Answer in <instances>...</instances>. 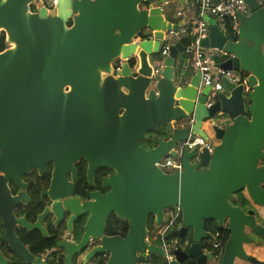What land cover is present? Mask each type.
Returning a JSON list of instances; mask_svg holds the SVG:
<instances>
[{
  "label": "water",
  "instance_id": "95a60500",
  "mask_svg": "<svg viewBox=\"0 0 264 264\" xmlns=\"http://www.w3.org/2000/svg\"><path fill=\"white\" fill-rule=\"evenodd\" d=\"M243 1L248 15L239 17L236 41L216 20L203 18L208 33L200 47L223 56L216 67L243 74L238 84L222 78L223 91L206 107L210 88L199 85V71L184 79L174 73L178 55L189 50L179 42L168 46L163 70L153 74L151 58L164 34L181 26L166 20L159 7L166 0H0L7 47L0 52V163L20 155L31 164L34 154L47 150L43 155L62 174L54 183L64 185L65 171L79 156L92 168L115 171L112 193L102 198L103 218L125 220L128 232L123 239H101L83 264L105 253V264H136L140 253L165 257L147 243V220L162 225L170 208H179L182 223L171 234L183 241L190 230L191 243L174 249L169 264L211 260L201 250L203 240L213 239L206 222L226 224L220 264H264L244 251L252 243L246 231L264 236V227L253 210L230 203L245 192L264 213V0ZM117 59L124 63L114 73ZM215 117L230 125L211 126L218 143L211 153L202 150L198 164L189 162L196 155L191 150L183 154L180 174L157 166L163 156H175L173 148L189 135L207 140L204 124ZM163 124L170 126L168 140H157L150 151L141 148ZM198 165L206 169L198 171ZM2 183L0 197L8 199ZM65 210L72 213L67 204ZM102 222L96 231L92 226L97 238ZM85 240L77 251L85 249ZM65 262L70 264L69 255Z\"/></svg>",
  "mask_w": 264,
  "mask_h": 264
},
{
  "label": "flooded vegetation",
  "instance_id": "af4514ba",
  "mask_svg": "<svg viewBox=\"0 0 264 264\" xmlns=\"http://www.w3.org/2000/svg\"><path fill=\"white\" fill-rule=\"evenodd\" d=\"M32 11H34L33 8ZM6 48L5 46L4 50ZM236 75L239 78L243 77L242 73H236ZM228 123L226 119L224 124L216 122L215 125L219 128H226L230 125ZM169 129L168 124L159 126L156 131L148 133L147 140L139 143V146L146 151L154 149L157 146V140H168ZM205 132L211 143L212 141L218 143L211 130L209 132L205 130ZM150 137L154 140L152 144L148 143ZM173 150L175 156H163L157 163V166L165 174H172L174 171L180 174L182 172L183 154L189 152L185 150L179 157V146L173 148ZM45 153H47V150H44L41 156L34 154L31 164L20 155H13L10 157V161L6 159L0 163V180H2L5 190L9 193L8 199L6 196L0 197V264H67L65 259L68 255L70 256V264H83L85 257L95 251L101 239L112 237L123 239L128 232V224L125 220L118 219L113 214L105 215L103 218L106 206L102 198L112 193L110 178L115 174L113 169L107 166L92 168L88 159L79 156L77 160L71 161L70 168L72 170L67 168L65 173L63 172L65 174V185L54 183L55 175L58 178L62 174L56 173L55 162L51 159L47 160V156L43 155ZM200 153L196 150L195 157L189 162L198 164ZM4 166L8 168L7 173L2 170ZM205 169L206 167L201 165L197 167L198 171ZM68 186H70V189ZM238 194L233 196L230 203L232 206L241 208L240 205L234 204L236 203L234 201L235 196ZM241 194L245 195L246 193L241 192ZM11 201L13 202L11 203ZM65 204L72 210V213L65 210ZM176 209L170 208L164 211L166 219L160 225L161 228L155 224L153 217H148L147 220V243L156 247H162L158 243H164L166 250V245H170V253L166 251V254L171 255V260H173L172 251L174 249L183 250L186 248L184 245L189 246L191 243L190 230H188L183 241H179L171 234L172 231L178 230L182 226L180 210L174 224L164 232L163 243L161 241V233L167 225V215L175 214ZM241 209L245 212L253 210L256 223L261 226L264 224V216L260 214L259 208L252 203L247 209ZM257 216L261 218V222H258ZM99 220H103V222L97 233L99 238H97L94 233H91V230L92 226H94L95 231L97 230ZM221 228L227 232L228 239L229 233L226 224H223ZM206 232L210 233L213 239L203 240L201 250L209 247L214 241V233L209 230H206ZM168 233L172 235V238L168 240L167 237L165 241L164 237ZM246 234L251 237L252 241L254 240L251 232L247 230ZM222 235V245L219 250L213 251L212 255L209 256L211 260L215 258L217 252L223 254L226 235L225 233H222ZM85 237V249L79 252L77 251L78 246ZM249 246L252 247V244L244 245V251L247 255L251 251ZM253 250V255H255V252L261 249L255 250L253 248ZM262 250L264 251V248ZM163 252L165 251L163 250ZM141 256L144 257L145 254L140 253L139 259ZM100 257L102 260L98 262L89 261L85 264H105L108 258L107 253ZM136 264H139V261ZM183 264H193V262L187 260Z\"/></svg>",
  "mask_w": 264,
  "mask_h": 264
},
{
  "label": "built area",
  "instance_id": "2783aa9c",
  "mask_svg": "<svg viewBox=\"0 0 264 264\" xmlns=\"http://www.w3.org/2000/svg\"><path fill=\"white\" fill-rule=\"evenodd\" d=\"M186 0L182 3H185ZM194 6L185 5L184 12L177 11L176 16H182L183 13L189 11L191 8H194L197 12V33L194 41L191 43L189 50L185 53L192 54L194 57L193 67L194 71H199L200 73V86L209 87V95L206 101V107H209L213 101V98L217 93L223 91V84L221 82L222 78H227L231 83L238 84L242 78H239L235 75L234 71H224L219 67H216L215 61L210 60L204 56V49L200 47V43L203 39L206 38L208 33V26L203 20L205 16L214 19L217 21L220 30H224V21L228 20L231 23V28L234 33H237L238 22L240 16L248 15V9L243 0H193ZM172 3V0H166L165 3L160 4L159 7L162 9L169 6ZM224 33V32H223ZM187 35V28L179 27L177 32L169 31L164 34V38L160 41V49L157 55L158 65L153 67V74L158 77L160 72L163 70L164 58L168 54V43H162L163 40L168 36L175 37V42H179ZM187 49V48H186ZM124 61L117 59L112 63L113 72H119L123 66ZM212 143L207 139L204 140L197 135H190L186 141L179 145V157H181L183 151L197 150L202 152L203 149H206L208 153H211L213 150ZM179 208L176 209L175 214L167 215V225L161 233V241L164 232L174 224L175 219L177 218ZM214 241L210 244L209 247L202 250V254L205 256H211L213 251L219 250L222 245V233L217 231L213 234ZM165 252L167 264L172 259L171 255L166 254V247L164 243L160 247ZM222 253L217 252L214 259L221 258ZM211 261V260H210Z\"/></svg>",
  "mask_w": 264,
  "mask_h": 264
},
{
  "label": "rangeland",
  "instance_id": "374dc122",
  "mask_svg": "<svg viewBox=\"0 0 264 264\" xmlns=\"http://www.w3.org/2000/svg\"><path fill=\"white\" fill-rule=\"evenodd\" d=\"M185 5L194 6V2H193V0H186L185 3H180L177 0H172V3L169 4V6H166L163 8V11L165 12L164 16H165L166 20L168 22H170L171 24L179 23L181 18L179 16H176V13H177V11L184 12V6ZM191 11H193L192 8L187 12H191ZM187 12H185V13H187ZM185 13H183V14H185ZM223 32H224V30H223ZM175 40H176L175 37H170V36L168 37L167 36L163 40L162 43H168V44L172 45V44L176 43ZM203 53H204V56L210 60L220 61L223 59L222 55H219L218 52H215L212 49H207V50L204 49ZM156 55H158V54H156ZM193 62H194V57L192 54L185 53V52L180 53L177 57V60H176V67H175V72H174L176 77L184 79L185 77H189L190 75H192L194 72ZM158 63H159V61H158L157 56H155V57L152 56V58H151L152 66L155 67L158 65ZM235 75H236V73H235ZM216 122L219 124H224L226 122V118L215 117L211 122H206L204 124L206 131L209 132V130H211V126L214 125ZM212 144L214 147L216 142L212 141ZM262 164L264 165V161L261 162V165ZM259 212L262 216H264L263 212L260 209H259ZM161 227L162 226H160V228ZM168 235H169V233L166 234V236L164 237L165 241L167 240L166 238L168 237ZM162 238H163V236H162ZM166 244H167V242H166ZM158 245H162V244L158 243ZM166 246H167V253H170V250H171L170 247L171 246L168 244ZM150 257H151V259H154L157 264H166V262H167L165 257H161V256H157V255H150ZM220 262H221V258L208 261V262H206V264H220Z\"/></svg>",
  "mask_w": 264,
  "mask_h": 264
},
{
  "label": "trees",
  "instance_id": "16d2710c",
  "mask_svg": "<svg viewBox=\"0 0 264 264\" xmlns=\"http://www.w3.org/2000/svg\"><path fill=\"white\" fill-rule=\"evenodd\" d=\"M69 25H70V22H69L68 26ZM196 33H197V26L196 25L189 26L187 28V35L185 36V38H183L182 40H180L179 43L183 47H185V48L188 49L190 47L191 43L194 41V39L196 37ZM224 34L227 37V39L229 41H231V42L237 40L236 33H234L232 31L231 23L228 20L224 21ZM4 40H5L4 39V34L1 33L0 34V52H2L4 50V48H5V41ZM228 124H230V123H228ZM150 138L151 139L149 140L148 143L152 144L154 142V140H152V137H150ZM234 201L236 202L234 204L240 205L241 208H243V209H247L251 205V202L247 198L246 194L244 195V194L239 193L237 196H235V200ZM257 219H258V222H261L262 221L259 216H257ZM151 224H152V222L149 225L150 228H151ZM205 226H206V230L207 231L209 230L212 233H215L217 231H219L221 233H225V235L227 233L223 228H221L220 226H218L215 222H206L205 223ZM252 236L254 238V240L251 243L252 244V247L255 250H260V249L261 250L258 251V252H255V255H253L254 254V250H253L252 247L249 246V248L251 249V251H249L248 254H249L250 257H255L258 260L264 261V251L262 250V248H264V236H256V235H253V234H252ZM170 238H172V235L169 233L168 240ZM225 240H227V235H226ZM139 264H157V263H156V261L154 259H151V257L148 258V257H145V256L144 257L141 256L140 259H139ZM235 264H251V263L250 262L236 261Z\"/></svg>",
  "mask_w": 264,
  "mask_h": 264
},
{
  "label": "crops",
  "instance_id": "0c3cea01",
  "mask_svg": "<svg viewBox=\"0 0 264 264\" xmlns=\"http://www.w3.org/2000/svg\"><path fill=\"white\" fill-rule=\"evenodd\" d=\"M177 1L180 2V0H177ZM180 3H182V2H180ZM192 10L193 11H191V12H187L186 11L187 13L183 14L182 16H180L181 19H180L179 23H175V24H181V26L183 28H188L189 26L195 25V23L198 20L197 12L195 11L194 8H192ZM183 38H185V37H183ZM215 63H217V61H215Z\"/></svg>",
  "mask_w": 264,
  "mask_h": 264
},
{
  "label": "bare ground",
  "instance_id": "6f19581e",
  "mask_svg": "<svg viewBox=\"0 0 264 264\" xmlns=\"http://www.w3.org/2000/svg\"><path fill=\"white\" fill-rule=\"evenodd\" d=\"M166 257V256H165Z\"/></svg>",
  "mask_w": 264,
  "mask_h": 264
}]
</instances>
